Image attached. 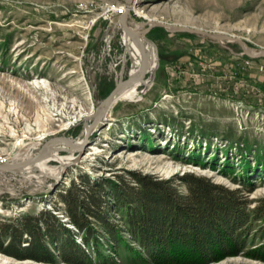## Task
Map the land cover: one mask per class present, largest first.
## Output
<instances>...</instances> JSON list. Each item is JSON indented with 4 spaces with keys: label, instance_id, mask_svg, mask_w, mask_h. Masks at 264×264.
Here are the masks:
<instances>
[{
    "label": "rangeland",
    "instance_id": "obj_1",
    "mask_svg": "<svg viewBox=\"0 0 264 264\" xmlns=\"http://www.w3.org/2000/svg\"><path fill=\"white\" fill-rule=\"evenodd\" d=\"M125 10V0H0V223L48 209L83 247L76 264H138L122 248L118 257L104 243L84 244L63 206L54 210L58 191L83 173L113 179L133 169L178 183L189 171L240 189L251 213L242 251L263 256L240 251L207 264H264V55H246L241 43L264 50V0H130L128 20L151 40L156 65L147 84L97 117L121 70L137 68L118 22ZM51 142L59 158L46 169L7 164ZM0 264L72 263L0 251Z\"/></svg>",
    "mask_w": 264,
    "mask_h": 264
},
{
    "label": "trees",
    "instance_id": "obj_2",
    "mask_svg": "<svg viewBox=\"0 0 264 264\" xmlns=\"http://www.w3.org/2000/svg\"><path fill=\"white\" fill-rule=\"evenodd\" d=\"M228 90L235 91L230 86ZM176 179L178 183L133 169L113 179L79 174L58 191L54 210L63 206L84 244L94 240L97 249L104 243L118 257L122 248L137 254L138 264H207L242 251L251 213L240 189L189 171ZM113 212L122 216L121 223ZM0 251L49 263L76 264L86 258L74 231L48 209L1 222ZM243 253L263 257L255 251Z\"/></svg>",
    "mask_w": 264,
    "mask_h": 264
},
{
    "label": "bare ground",
    "instance_id": "obj_3",
    "mask_svg": "<svg viewBox=\"0 0 264 264\" xmlns=\"http://www.w3.org/2000/svg\"><path fill=\"white\" fill-rule=\"evenodd\" d=\"M130 15L131 14H128V15L126 14L123 16L125 27L120 26V28L123 31V36H122L123 41H125L126 46L128 47V51H129L128 54H130V56L133 58V61H134L133 65L138 67L145 61V63L148 64L149 70H151L156 65V54L153 49V45L151 42L145 39V36L143 35V29L140 28L141 26L140 24H137V23L131 24L129 22L128 19ZM241 43L244 46V52L248 54L255 53V51L249 48L244 42H241ZM133 71H135L134 68L131 70V72ZM137 86L138 84H134L128 87H123L122 89L118 90L116 94L114 95V97L112 98L111 102H116L117 100H120V99L132 97L137 90ZM102 109H103V104L100 106L97 114H100ZM69 144H70V147H73V148L79 146V144L76 146L71 145V143ZM56 149H57V145L54 142L47 143L44 147L39 149V153L42 156L37 161L31 163L29 162L31 160V157H28L27 159L12 162L10 164L8 163V164L11 166L12 169H15L16 171H19L21 173H24L25 171H27V169L30 168V166L44 170L46 169L47 160H50L49 159L50 157L59 158L57 153L53 154V152H49V151H54ZM60 159H63V158H60ZM27 172H29V169Z\"/></svg>",
    "mask_w": 264,
    "mask_h": 264
},
{
    "label": "water",
    "instance_id": "obj_4",
    "mask_svg": "<svg viewBox=\"0 0 264 264\" xmlns=\"http://www.w3.org/2000/svg\"><path fill=\"white\" fill-rule=\"evenodd\" d=\"M125 4H126L125 12L122 15H120L119 18H118V22H119L120 26H122V27H125V24H124V21H123V16L128 14V12H129L130 0H125ZM154 24L165 26V27H167L168 29H170L172 31H186V32H191V33H199V34H204V35H209V36H215V37L218 38V40L221 37V35H219V34L211 33V32H208V31H205V30H202V29H199V28H195V27L176 25V24L171 25V24H165V23L158 22V21L154 22ZM143 32H144V30H143ZM145 39L147 41L151 42V40L147 39L146 37H145ZM244 53L246 55H248V56H259V55H264V50H261L260 52H255L254 54H248L246 52H244ZM148 72H149L148 64H146L145 61L141 65H139L135 69V71L129 72L126 75V77H123L122 70H121L119 79L116 81L114 87L111 89V91L108 93V95L105 97V99L102 102L103 109H107L113 103V102H111L112 98L114 97L116 92L118 90L122 89L123 87H128V86H131V85H134V84H138V85L147 84L148 78H146L145 76H146V73H148ZM98 110H97V113H98ZM97 113H96V116L99 117L100 114H97ZM39 154L34 156V157H32L29 162L32 163V162H35L38 159H40L42 155L41 154L39 155Z\"/></svg>",
    "mask_w": 264,
    "mask_h": 264
},
{
    "label": "built area",
    "instance_id": "obj_5",
    "mask_svg": "<svg viewBox=\"0 0 264 264\" xmlns=\"http://www.w3.org/2000/svg\"><path fill=\"white\" fill-rule=\"evenodd\" d=\"M111 10H113V9H111ZM122 10H123V7H120V8H119V11L122 12ZM132 66H133V65H132ZM132 69H133V68H131V69L129 70V72H131ZM260 69L264 70V64H262V65L260 66Z\"/></svg>",
    "mask_w": 264,
    "mask_h": 264
}]
</instances>
